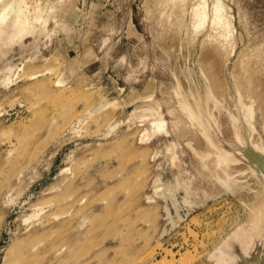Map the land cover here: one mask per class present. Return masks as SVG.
Returning a JSON list of instances; mask_svg holds the SVG:
<instances>
[{
	"label": "rangeland",
	"instance_id": "obj_1",
	"mask_svg": "<svg viewBox=\"0 0 264 264\" xmlns=\"http://www.w3.org/2000/svg\"><path fill=\"white\" fill-rule=\"evenodd\" d=\"M14 2L0 264H264V0Z\"/></svg>",
	"mask_w": 264,
	"mask_h": 264
},
{
	"label": "bare ground",
	"instance_id": "obj_2",
	"mask_svg": "<svg viewBox=\"0 0 264 264\" xmlns=\"http://www.w3.org/2000/svg\"><path fill=\"white\" fill-rule=\"evenodd\" d=\"M2 1V2H1ZM0 1V20H2L1 18L2 17H7V16H5V10L7 11V10H11V6L13 5V4H15V2L13 3V1H15V0H1ZM202 3H204V2H199V3H197V5L196 6H199V11H196L197 13H195V14H198V16L200 17V22L203 24V22L206 20V15H205V10H204V7H203V4ZM17 4V3H16ZM15 4V6L17 7V5ZM201 4H202V6H201ZM185 6V5H184ZM204 6H205V4H204ZM201 7V8H200ZM18 8V9H17ZM17 8H15V15L13 16V17H11L12 18V20H10V22H8V25L11 23V25H9V27L12 29H10L9 28V30H11L12 32H13V34H15L16 33V35L17 34H19L20 32V29L23 27V26H25L26 27V25L27 24H29V23H27V20L29 21V19H27L28 17H26V16H24L25 14L23 13V10H21V9H19V6L17 7ZM12 9H14V8H12ZM198 9V8H197ZM196 9V10H197ZM223 9H225V8H223ZM179 10V9H178ZM11 11H13L14 12V10H11ZM222 11H224V10H222V6H221V4L219 3V0H215V2H214V4H213V13H214V19H213V21H212V23H217L218 21H220L223 17L221 16L222 15ZM194 14V15H195ZM223 14H224V12H223ZM9 15H10V13H9ZM11 15H13V14H11ZM10 18V19H11ZM33 18V17H32ZM196 18H198V17H196ZM8 25H6V28H5V30H7L8 28H7V26ZM27 28V27H26ZM22 30H23V28H22ZM21 30V31H22ZM2 31V30H1ZM10 31V32H11ZM19 32V33H18ZM15 36V35H14ZM256 55V54H255ZM232 247V246H231Z\"/></svg>",
	"mask_w": 264,
	"mask_h": 264
},
{
	"label": "crops",
	"instance_id": "obj_3",
	"mask_svg": "<svg viewBox=\"0 0 264 264\" xmlns=\"http://www.w3.org/2000/svg\"><path fill=\"white\" fill-rule=\"evenodd\" d=\"M131 21V17H128L127 20H126V23H125V26L127 27V24L128 22ZM132 22V21H131ZM125 33H126V30H125Z\"/></svg>",
	"mask_w": 264,
	"mask_h": 264
}]
</instances>
